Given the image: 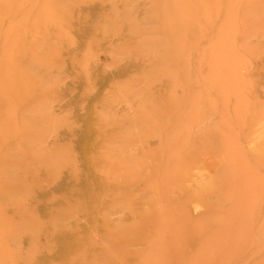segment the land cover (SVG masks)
<instances>
[{
    "label": "bare ground",
    "instance_id": "6f19581e",
    "mask_svg": "<svg viewBox=\"0 0 264 264\" xmlns=\"http://www.w3.org/2000/svg\"><path fill=\"white\" fill-rule=\"evenodd\" d=\"M8 1L0 0L2 5L0 11L4 16H14L20 21L33 20L38 25L40 21L66 19L65 15L58 14L54 9L57 2L61 4L65 3V0H26L27 4L22 11H19L21 5L10 4ZM97 1L101 4V9L96 13V17L92 16L84 47L90 48L104 43L112 56L121 55V60L139 61L135 77L118 85L123 88L126 100V110L119 117L110 115L117 105L108 104L103 99L97 103L92 102L90 107L89 115L98 136L100 137L107 126L111 127L113 134L105 137V145L98 150L96 145L99 138L94 140L91 144L92 153L85 158L86 161L91 160L92 164L88 166L90 173L103 174L95 177L96 187L114 189L111 192L113 198L101 210L103 224L96 225L97 218L93 217L91 224L94 227L92 226L93 231L89 233L80 234L82 228L77 220L74 221L75 228H65V223L72 218L71 211L63 207H53L55 199L49 196L45 202L52 205L51 211L42 219L38 217L35 208H31L27 203L30 190L33 187L43 188L44 180L40 175L53 177L59 173L61 167L57 164L50 165L44 153L38 148L32 149L35 142L32 136H21L14 132V127L19 124L35 127L39 123V117L27 118L25 114L17 117L8 114L1 116L0 264H32L30 254L38 249L39 244L36 242L38 236L45 233L47 242L56 234H63L66 231L68 233L72 229L76 237L77 250L63 259L62 264H215L216 256H220L224 261L230 260L251 235V226H247L246 221L251 213L249 202L253 199L256 180L253 175L244 173L245 170H240L237 177H234L236 171H233L235 173L232 175L227 174L230 165L226 164L224 159L215 162L218 141L213 133L206 136L205 133H199L191 142L186 138L183 140L178 138L183 132H190L200 121L189 111L190 109L184 108L187 100L191 107L195 108L196 98L187 97L186 100L174 98L169 101L165 89L160 88L157 93H151L147 86L156 81L175 84L177 73L189 69L187 60L189 53L195 63L196 72L200 71L201 63L205 64L206 78L215 83L218 92L224 93L227 87L232 86L234 93L238 94L235 88L236 78L228 73L238 50L236 46L222 38L221 32L228 22L227 14L231 11L227 6L229 2H226L227 10L224 17L218 19L216 23L208 21L211 31L200 35L196 46L190 49L184 32L192 22L186 17L187 10L179 6L181 0H151L153 7L148 9L144 19L129 15L127 6L115 7L113 2L116 3L117 0ZM196 1L198 4L194 10L195 14L203 12L199 0ZM104 3L110 5V8L106 10ZM232 4L237 5L238 12L243 8L238 2ZM251 9L257 12L264 10V0H256ZM232 11L237 12L235 8ZM75 19L80 24H87L91 18L87 16L82 18L79 14ZM217 24L221 32L220 37L212 31ZM27 29L23 30V36L33 33L35 25ZM121 29L126 32L120 34ZM8 31L11 32V28H8ZM97 33L101 37H98ZM15 39L14 34L8 35L6 32L1 41L6 59L11 54L10 45ZM201 42H204L202 46L199 45ZM21 48L35 50L38 45L27 42ZM83 60L82 58L79 61ZM10 62L9 59L0 60V93L13 85L16 90L24 91L37 81L43 87V93L47 91L46 84L34 73L38 70V65L34 61L33 64L24 62L23 66L26 68L24 78L8 75L10 71L21 67V64ZM197 76L199 77L198 74ZM197 81L199 82L198 79ZM186 82L187 77L181 83L192 86L190 82ZM136 89L140 93L145 92L147 100L150 99L148 104L144 102L134 106V99L138 95ZM87 94L85 90L81 97L85 98ZM15 95L5 94L0 99V107L14 108ZM223 96L224 103L226 97L225 94ZM211 101L209 98L208 102L212 104ZM223 103L221 105L225 107ZM160 115L164 119L162 126L159 129H152L150 124L155 123ZM146 124L149 127L146 128ZM141 128L140 134H137L135 131ZM150 139L158 141L155 147L147 148V153L122 156L116 152V148L119 147L132 149L138 142L142 143V146H147L146 142ZM23 146L28 150L23 149ZM151 157L155 159L147 173L140 165L145 158ZM32 161L40 163L39 166H34ZM194 164L212 180L210 183H195L185 187L184 177L178 178L176 174L186 167L193 170V167H196ZM108 173L112 177L107 176ZM71 182L74 183L75 180ZM141 183L145 184L142 188L139 186ZM94 188L90 181L81 189L75 186L69 190L65 189L63 195L73 201L74 207L77 209L82 207L85 211L88 205L92 204L89 202L88 191H93ZM116 191L117 195L114 194ZM174 192L178 193V198L174 196ZM85 194L87 198L84 197ZM106 196L108 195L94 196L99 206L108 199ZM217 205L224 213V221L220 223H218L220 217L215 213ZM169 210L176 212V216L170 217ZM114 211L127 213L128 219L111 222L110 217ZM97 212H100L99 208ZM261 212L264 214V208ZM150 227L161 239L166 237V243L154 252H150V249L144 251L133 248L132 242L137 244L142 240L143 244L147 241L146 231ZM260 227L264 229V218L260 221ZM98 228L103 231L102 240H96L99 237ZM48 229L53 231L49 232ZM185 230L192 231L200 240L189 236L180 237V233ZM24 236L29 238V245L31 244L28 250L20 246L19 240ZM258 244L259 247L253 248L249 256L252 258L253 255L255 257L261 254V259L251 262L248 256L241 259L239 264H264V242ZM97 249L102 257L99 258L100 261L93 258L94 256L92 258L89 256V252L95 253ZM116 252L119 253L118 256Z\"/></svg>",
    "mask_w": 264,
    "mask_h": 264
},
{
    "label": "rangeland",
    "instance_id": "374dc122",
    "mask_svg": "<svg viewBox=\"0 0 264 264\" xmlns=\"http://www.w3.org/2000/svg\"><path fill=\"white\" fill-rule=\"evenodd\" d=\"M65 1L61 4L57 2L54 8L58 14L65 15V21L56 20L55 18L52 21H40L37 25L33 20L20 21L14 16H4L0 11V60L9 59L10 63L21 64L20 68H15L8 75L24 78L26 74V68L23 66L24 62L33 64L34 61L38 65V70L37 72L33 71L36 73L37 78L46 84L47 90L43 93V87L39 85V81L34 82L30 88L24 91L16 90L14 85L9 86L7 90L0 93V99L5 94H16L13 97L14 108L0 107V117L6 114L13 117L25 114L28 116L27 118H40L35 127L19 124L14 127V132L21 136H32L35 139L32 149L38 148L48 157L50 165L57 164L61 169L53 177L47 178L40 175L41 179L44 180L42 182L43 188H31L27 203L31 208H35L38 217L42 219L52 208L51 204L45 202L46 198L48 196L54 198L53 207H63L71 211L72 218L65 223V228H75L74 221L77 220L82 228L80 234H84L83 232L93 231L94 226L91 224L93 217L97 218L96 225L101 226L103 224L101 210L113 198L111 192L114 190L98 189L95 177H100L103 174L90 173L88 169V166L92 163L91 160L86 161L85 157L92 153L91 144L99 138L96 150L101 149L106 143L105 137L113 134L111 127L107 126L100 137L98 136L89 115L90 107L92 102L97 103L103 99L108 104L114 103V105H117L114 106L115 110L110 115L119 117L126 110V100L123 88L118 85L135 77L139 61L136 59L121 60V55L112 56L108 53L109 51H107L104 43L90 48L84 47L89 33V23L92 16L96 17V13L101 9V4L97 0ZM150 1L117 0L116 3H113L115 7L127 6L129 15H134L133 17L137 19H144L148 9L153 7ZM199 2L200 6L202 5L203 12H197V14L194 10L198 1L181 0L179 2V6L187 10L186 17L192 22L184 32L187 45L188 47L191 46L190 49H192L196 46L200 35L211 31L208 21H215L216 23L218 19L223 18L227 10L226 2H229L227 6L231 8V11L227 14L228 22L221 32L222 38L236 46L238 50V53L235 54V60L228 69V73L236 78L235 88L238 94L234 93L232 86L227 87L224 93L218 92L215 83L206 78L205 64L201 63L200 71L196 72L195 63L189 53L187 54L189 69L186 72L177 73L175 84L156 81L147 86L151 93H157L160 88L165 89L169 101L174 98H185V100L187 97L196 98L197 105L195 108L191 107L188 100L184 108L190 109L189 111L194 113L200 121L198 125L192 127L190 132H183L178 138L181 140L186 138L191 142L199 133H205V136L208 133H213L219 143H217L215 162L224 159L226 164L230 165L227 174L232 175L235 173L233 171H236L234 177L239 176V173L245 170L244 173L253 175V178H255V191L252 195V202H249L251 213L246 221L247 226H251V235L247 237L245 245L236 251L230 260L224 261L220 256L215 257V264H239L241 259L252 253L253 248L259 247L258 243L264 242V229L260 227V221L264 218V214L261 212L264 208V10L258 12L250 10L251 6L256 4V0H199ZM237 2L240 7H243L240 12L237 11V5H231V3L236 4ZM8 3L21 5L22 8L19 11H22L25 9L27 1L9 0ZM103 6L106 10L110 8V5L106 3ZM233 8L237 11L236 13L232 11ZM79 14L82 18L87 16L91 19L86 22L87 24H80L75 19ZM33 24L36 30L34 29L33 33L23 36V30L32 28ZM8 28H11L13 32L8 31ZM212 31L217 33L218 37L221 36L218 24ZM6 32L8 35L14 34L16 38L13 44L10 45L11 54L8 59H6L1 48V41ZM125 32L121 29L120 34ZM96 35L101 37L99 33ZM27 42L37 44L38 48L23 50L21 46ZM203 44L204 42L199 43L201 46ZM182 57L186 58V56ZM182 57L181 59L184 60ZM82 58L86 62L84 60L79 61ZM186 77L187 82H190L192 86L181 83ZM137 89L135 91L138 95L134 99V106L141 105L144 102L148 104L150 99L147 100L145 92L140 93ZM85 90L88 94L85 98H82V92ZM224 94L226 100L223 103ZM209 98L212 100V104L208 102ZM222 103L225 104V107L221 105ZM163 122L164 119L160 115L157 121L150 124V126L153 127L152 129H159ZM147 127H149L148 124H146ZM141 130L142 128L137 129L135 132L140 134ZM157 141L156 139H150L146 142L147 146H142L143 144L138 142L136 147L132 149L119 147L116 148V152L122 156L126 154L128 156L141 155L143 152L147 153V148L155 147ZM23 149L28 150L24 146ZM187 152L186 150L185 153ZM154 159L153 157L150 159L145 158L140 165L141 169L149 173ZM31 163L37 167L40 164L37 161ZM194 166L196 167H193V170L186 167L176 174L178 178L184 177L185 187L192 186L195 183L207 184L212 181L202 173L197 164H194ZM107 176L112 177L110 173ZM70 179L75 180V182H71ZM76 180L79 182H76ZM90 181L95 187L93 191H88L89 202L92 204H89L85 211L82 207L77 209L74 207L73 201L64 197L63 191L65 189L69 190L73 186L78 189L84 188ZM144 185L141 183L139 186L142 188ZM97 194L108 195L106 196L108 199L104 200L100 206L94 197ZM114 194L117 195V191ZM88 196L87 194L84 195L86 198ZM174 196L178 198V193L174 192ZM91 207L94 209H91ZM96 207L100 209V212H97ZM216 208L215 213L220 217L218 222L220 223L224 221V213H222L223 210L220 206L217 205ZM72 209H74V212H72ZM168 213L171 214L170 217L176 216L174 211L169 210ZM73 214H75L74 217ZM122 219L127 220L128 214L114 211V214L110 217L111 222ZM48 230L49 232L53 231L52 229ZM73 232L74 229L69 230L68 233L67 231L63 234L58 233L53 238L51 237L49 241L47 240L48 244L45 233L40 236L36 235V237L38 236L36 242L39 246L38 249L33 251L34 253L30 254L32 264H62L63 259L71 256L77 250L76 237ZM98 232L100 238L97 237L96 240H102V229H99ZM146 235H148L146 242L141 244L142 240H140L137 243L138 245L132 242V247L144 251L150 249V252H154L166 243L165 239L167 238L163 237L161 239L153 232L152 227L147 228ZM188 236L197 238V241L200 240L190 230L180 233L182 238ZM258 239L260 242H258ZM19 241L22 249H29L31 244L29 245L28 237L24 236ZM99 252V249L95 253L89 252V256L91 258L94 256L93 258L100 261L102 257ZM116 254L119 255L117 252ZM261 257V254H257L255 257L253 255L252 258L249 256V259L253 262L259 261Z\"/></svg>",
    "mask_w": 264,
    "mask_h": 264
}]
</instances>
